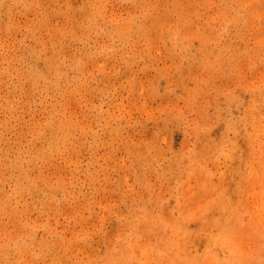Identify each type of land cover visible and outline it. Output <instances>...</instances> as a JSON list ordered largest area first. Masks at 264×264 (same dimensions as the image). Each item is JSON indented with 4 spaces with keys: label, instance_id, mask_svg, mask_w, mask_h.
Returning <instances> with one entry per match:
<instances>
[{
    "label": "rangeland",
    "instance_id": "obj_1",
    "mask_svg": "<svg viewBox=\"0 0 264 264\" xmlns=\"http://www.w3.org/2000/svg\"><path fill=\"white\" fill-rule=\"evenodd\" d=\"M0 264H264V0H0Z\"/></svg>",
    "mask_w": 264,
    "mask_h": 264
}]
</instances>
